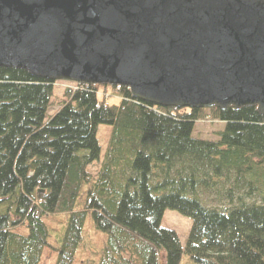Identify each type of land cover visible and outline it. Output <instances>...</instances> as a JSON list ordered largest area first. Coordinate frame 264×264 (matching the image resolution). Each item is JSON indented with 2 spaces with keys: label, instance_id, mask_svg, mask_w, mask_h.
<instances>
[{
  "label": "trees",
  "instance_id": "16d2710c",
  "mask_svg": "<svg viewBox=\"0 0 264 264\" xmlns=\"http://www.w3.org/2000/svg\"><path fill=\"white\" fill-rule=\"evenodd\" d=\"M100 126L114 131L95 180ZM61 214L56 264L74 263L89 217L99 264H264V116L0 68V264H41Z\"/></svg>",
  "mask_w": 264,
  "mask_h": 264
},
{
  "label": "water",
  "instance_id": "95a60500",
  "mask_svg": "<svg viewBox=\"0 0 264 264\" xmlns=\"http://www.w3.org/2000/svg\"><path fill=\"white\" fill-rule=\"evenodd\" d=\"M0 68L264 116V0H0Z\"/></svg>",
  "mask_w": 264,
  "mask_h": 264
},
{
  "label": "rangeland",
  "instance_id": "374dc122",
  "mask_svg": "<svg viewBox=\"0 0 264 264\" xmlns=\"http://www.w3.org/2000/svg\"><path fill=\"white\" fill-rule=\"evenodd\" d=\"M110 103H118L119 97L114 94L108 96ZM113 128L109 126H100L98 130V140L102 148V159L89 167V174L95 180L99 177L102 170L104 160L106 159V152L113 135ZM229 185H232L231 181H225L224 183H219L218 189L224 190ZM236 193V192H235ZM216 193L207 192L205 189L202 191V201L205 204L212 205L215 202ZM222 199H225L222 197ZM227 200L217 203V205L225 204ZM65 215L51 216L47 220L48 230L50 233L49 248L44 252L41 264H56L58 259V248L60 247V242L63 237H60L61 233H64L67 226L62 225V220ZM85 231L83 232V239L80 248L76 252V257L73 264H99L100 257L102 254L103 247L107 240L106 234L101 231L94 229V224L92 218L89 217L85 225ZM61 228V229H60ZM60 229V230H59ZM161 258V259H160ZM160 263H165V256L161 253L159 257ZM182 264H195L189 258L183 260Z\"/></svg>",
  "mask_w": 264,
  "mask_h": 264
}]
</instances>
